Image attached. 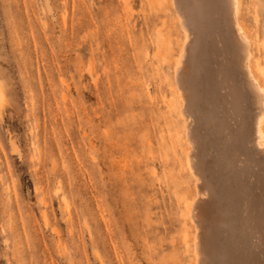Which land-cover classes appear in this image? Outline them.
I'll use <instances>...</instances> for the list:
<instances>
[{
    "label": "rangeland",
    "instance_id": "1",
    "mask_svg": "<svg viewBox=\"0 0 264 264\" xmlns=\"http://www.w3.org/2000/svg\"><path fill=\"white\" fill-rule=\"evenodd\" d=\"M240 1L264 78V0ZM175 10L0 0V264H191Z\"/></svg>",
    "mask_w": 264,
    "mask_h": 264
},
{
    "label": "bare ground",
    "instance_id": "2",
    "mask_svg": "<svg viewBox=\"0 0 264 264\" xmlns=\"http://www.w3.org/2000/svg\"><path fill=\"white\" fill-rule=\"evenodd\" d=\"M171 2L185 31L169 102L193 181L179 198L184 245L191 264H264V78L239 19L241 1ZM248 185L260 193L250 198Z\"/></svg>",
    "mask_w": 264,
    "mask_h": 264
}]
</instances>
